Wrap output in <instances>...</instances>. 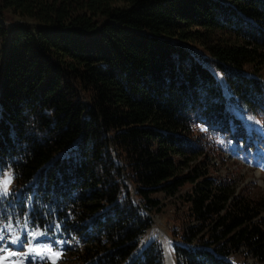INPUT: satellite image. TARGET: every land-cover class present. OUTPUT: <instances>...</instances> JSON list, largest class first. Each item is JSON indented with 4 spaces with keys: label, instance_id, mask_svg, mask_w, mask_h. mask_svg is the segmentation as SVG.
Wrapping results in <instances>:
<instances>
[{
    "label": "trees",
    "instance_id": "obj_1",
    "mask_svg": "<svg viewBox=\"0 0 264 264\" xmlns=\"http://www.w3.org/2000/svg\"><path fill=\"white\" fill-rule=\"evenodd\" d=\"M263 73L264 0H0V218L64 264H165L161 195L173 264H264V199L210 174L264 143Z\"/></svg>",
    "mask_w": 264,
    "mask_h": 264
},
{
    "label": "rangeland",
    "instance_id": "obj_2",
    "mask_svg": "<svg viewBox=\"0 0 264 264\" xmlns=\"http://www.w3.org/2000/svg\"><path fill=\"white\" fill-rule=\"evenodd\" d=\"M194 53L198 54L196 51ZM202 56L201 53H199ZM261 83L263 84L262 94H264V73ZM251 125V124H250ZM228 150L224 158L214 156L211 159L212 177L225 179L237 187V190L258 199H264V145H260L259 153L254 154L248 149L246 156H243L234 146L228 144ZM4 172L0 176V211L4 206L7 194L11 188V181L7 185L5 192V181L10 176ZM161 203V211L158 214H150L151 227L139 239V248L143 247L152 240H157L164 255L165 264H173L172 259V240L168 235L172 228L174 218V204L155 195ZM7 220L0 218V264H64L60 261V242L46 237L37 230H29L24 222L11 215H7ZM39 235H36V234ZM49 239V240H48ZM16 241V242H14ZM50 249V251H49ZM233 264H254L250 258H241L238 255L231 257Z\"/></svg>",
    "mask_w": 264,
    "mask_h": 264
},
{
    "label": "snow or ice",
    "instance_id": "obj_3",
    "mask_svg": "<svg viewBox=\"0 0 264 264\" xmlns=\"http://www.w3.org/2000/svg\"><path fill=\"white\" fill-rule=\"evenodd\" d=\"M249 119H252V117H249ZM10 180H11V178H9L8 181L4 182V184H5V192L7 191V185H8V183H10ZM36 235H39V234L37 233ZM0 239H2V236H0ZM14 242H16V241H14ZM49 251H50V249H49ZM54 264H55V262H54Z\"/></svg>",
    "mask_w": 264,
    "mask_h": 264
}]
</instances>
